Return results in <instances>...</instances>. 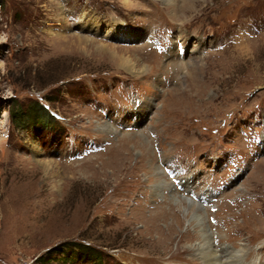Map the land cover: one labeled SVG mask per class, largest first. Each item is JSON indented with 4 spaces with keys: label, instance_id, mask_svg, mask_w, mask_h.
I'll return each instance as SVG.
<instances>
[{
    "label": "rangeland",
    "instance_id": "374dc122",
    "mask_svg": "<svg viewBox=\"0 0 264 264\" xmlns=\"http://www.w3.org/2000/svg\"><path fill=\"white\" fill-rule=\"evenodd\" d=\"M171 2L0 0V264H264V0Z\"/></svg>",
    "mask_w": 264,
    "mask_h": 264
},
{
    "label": "bare ground",
    "instance_id": "6f19581e",
    "mask_svg": "<svg viewBox=\"0 0 264 264\" xmlns=\"http://www.w3.org/2000/svg\"><path fill=\"white\" fill-rule=\"evenodd\" d=\"M190 1L191 0H189V1L186 0V2H190ZM172 2H173V0H172ZM116 33H118V32H116ZM131 36L132 35H130V37ZM121 60H123V59H121ZM106 125H108V124H106ZM142 144H144V143H142ZM154 167L155 166L153 165L151 167V169L154 171V176H155V178H154L155 184L154 185H155V188L156 189H161V190H162V188H169L170 189V193H171L172 190H171L170 186H168L167 182H165V180H163V177H162L163 175L161 174V172L158 170L157 167H155V168ZM192 206H194L193 203H192L191 207ZM189 213H190V211H189ZM193 214H196V216L193 215ZM192 220H193V223L196 226L195 230H196L197 239H198V243H197L196 246H194L195 247L194 250H195L196 253L199 254V257L202 260L203 264H246V263H244L245 253L243 252L244 251L243 248H240V249H237V250H235V249L232 250V249H229V248H226V247H222V248H218V249L216 247L214 248V246L212 245L213 242L211 240L210 234L206 231L205 224H201V221H203V212H201V211L197 212L195 207H194V210H192ZM220 246H222V245H220Z\"/></svg>",
    "mask_w": 264,
    "mask_h": 264
},
{
    "label": "trees",
    "instance_id": "16d2710c",
    "mask_svg": "<svg viewBox=\"0 0 264 264\" xmlns=\"http://www.w3.org/2000/svg\"><path fill=\"white\" fill-rule=\"evenodd\" d=\"M47 111L43 110V108L41 106H39V109H35L31 112H29L30 118L36 122H40V117H41V123H46V118L47 121L53 120L54 119V115L53 114H46ZM13 120L15 121H20L21 117L18 116H13ZM64 246L68 247L69 250L74 251L75 254L77 255H83L85 258L87 257H94L95 256V251H93L94 249L86 243H81V242H65L63 244ZM81 256V257H83Z\"/></svg>",
    "mask_w": 264,
    "mask_h": 264
}]
</instances>
